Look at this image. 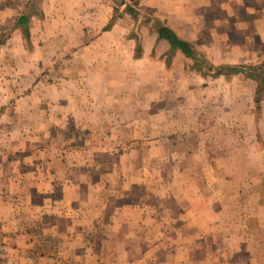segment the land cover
Instances as JSON below:
<instances>
[{"label": "rangeland", "instance_id": "1", "mask_svg": "<svg viewBox=\"0 0 264 264\" xmlns=\"http://www.w3.org/2000/svg\"><path fill=\"white\" fill-rule=\"evenodd\" d=\"M87 1L94 4L90 3V7L79 12L81 32L85 31L82 41L97 38L94 54L101 62L105 60V55L110 56L105 46L111 44L114 72L110 97L120 102L118 113L120 115L124 111L127 114L125 122H121L122 116L116 117L112 112L105 113L103 117V111L98 109L107 102L103 89L91 90L81 86L79 78L82 75L73 71L74 60H79L78 57L74 58L78 48L75 49L73 44L77 42L57 39L56 8H52L53 4L49 5V9L46 7L51 17L42 25L44 0H38L36 8L42 16L35 15L30 19L29 39L26 40L21 29L16 27L15 19L25 10L28 0L26 3H23L24 0H0V162L5 160L4 156L8 159V148H13L17 163L16 170H11V173L7 166L2 164L0 167V254H9L17 264H63L64 261L70 264L75 257L86 253L84 249L63 248L65 243H61L60 249L47 247L48 242L52 241L51 228L56 221L53 213L42 212V196L38 193L44 188L32 185L38 174H44L39 169L41 162L50 161L52 156L57 157L63 148L72 145L83 148L92 144V147H99L104 146L101 141L107 143L109 140L117 144L120 152L108 153L110 161L114 159L115 163H125L120 170L144 167V170L136 168L132 179L139 178L140 184H145L141 193L150 200L153 192H171L182 198L196 195L215 197L217 189L225 186L218 178L227 179L236 174L246 177L252 170H264V153L259 148L236 150L221 147L222 135L232 133L230 123L224 125L226 129L221 127V133L210 132L208 137L203 138L200 135L186 136L187 132L182 129H177L171 137L157 135L159 127L164 128L168 124V121L161 120L159 123L156 120V114H160L158 111H162V108L166 110V116L175 118L179 128L190 116L206 115L213 120L222 113L232 117L233 113H246L249 105L258 114L260 107L257 110L254 102L255 81L244 74L221 75L218 76L219 84L210 85L207 92L204 87L218 77H202L190 68L191 61L180 52L171 53L167 44L155 43L153 39L148 41V37L154 33L152 23L155 18L169 26L167 15L149 5L152 0H140V12L144 15L142 21H136L120 11L123 7L114 13V4L110 0ZM203 16L204 20H200L208 22L207 11ZM112 17L116 18L114 23L105 29ZM206 25H203V32L193 33L199 37L190 42L210 62L221 64L212 56L214 42L208 40ZM103 33L109 37L99 41ZM178 35L184 38L186 33ZM105 39H108L106 43ZM137 42L141 46L139 57L134 56ZM65 44L70 45L65 47ZM144 47L148 49L144 50ZM159 90L166 98V103L162 104L164 106H159ZM262 96L264 91L260 94ZM114 111H118L116 106ZM105 118L106 122L100 121ZM95 124L101 136L109 135L107 139L99 140V135H90ZM241 130L242 134L247 132L245 135L248 136V128L243 124ZM227 137L232 142V136ZM116 154L119 157L115 159ZM118 176L120 172L113 171L110 186L113 198L121 193L120 189H113L120 182ZM14 177L15 182L10 183L8 178ZM248 190L244 186L242 193L245 197L249 194ZM135 194L137 191L133 190L129 197L135 198ZM53 196L56 199L58 194L53 193ZM212 201L213 206L218 207V202ZM183 203H186V199ZM30 204L37 206L29 208ZM14 213L15 223L11 221L8 224ZM7 227L12 230L9 235L2 231ZM24 230H31L30 235L35 242L32 244L35 245L27 249L17 248L18 238L14 234L19 235ZM43 243L44 247L41 245ZM4 245L5 248H2ZM244 246L246 244L243 242ZM46 253L55 257L56 261L43 263L39 257Z\"/></svg>", "mask_w": 264, "mask_h": 264}, {"label": "crops", "instance_id": "2", "mask_svg": "<svg viewBox=\"0 0 264 264\" xmlns=\"http://www.w3.org/2000/svg\"><path fill=\"white\" fill-rule=\"evenodd\" d=\"M26 2L24 0L23 3ZM90 3L94 4L87 0H44V20L41 24L44 25L51 17L46 7L49 9V5L53 4L52 8H56L57 39L77 42L73 44L75 49L78 48L74 52V58L78 57L79 60H74L73 71L82 75L79 78L81 86L91 90L103 89L107 102L104 104L105 108L98 107L103 111V117L105 113L112 112L116 117L122 116L121 122H125L127 114L124 111L120 115L118 113L120 102L113 101L110 97L114 72L111 44L105 46L109 49L110 56L105 55V60L101 62L97 61L94 54L97 38L82 41L85 31L81 32L79 12L90 7ZM149 5L166 14L169 26L177 34L186 33L183 37L189 41H196L199 36L196 37L193 33L203 32V25L207 24L205 32L208 33V40L214 42L212 56L220 63L255 65L264 61V7L248 6L243 0H152ZM206 11L209 17L205 23L200 19L204 20ZM90 25L93 26L92 23ZM103 37L107 38L109 35L103 33L99 36V41ZM152 39L155 43L167 44L166 41H158L155 32L148 37V41ZM68 45L70 44H65V47ZM147 49L144 47V50ZM120 58L122 59V55ZM219 82L218 77L207 83L209 85L204 89L208 92L210 85ZM160 93L159 90V106H164L162 104L166 103V98ZM114 106L118 111H114ZM259 106L258 114L249 105L246 113H233L232 117L222 113L213 120L206 115L190 116L180 128L175 118L166 116V110L162 108V111H158L160 114H156V120L159 123L165 120L168 124L164 128L159 127L157 135L171 137L177 129H182L187 132L186 136L200 135L203 138L208 137L210 132L221 133V127L226 129L224 125L228 126L230 123L233 126L232 133L222 135V148H259L264 153V98L260 100ZM100 121L106 122V118ZM242 124L248 128V136L245 135L247 132L242 134ZM120 127L123 129V125ZM97 130L99 129L95 124L90 135H99V140L109 137L101 136ZM8 133L11 134V131ZM227 136H232V142ZM109 141H101L104 146L99 147H92V144L75 148L72 145L63 148L60 155L52 156L50 161L41 162L39 169L44 174H38L32 185L44 188L40 190L41 193L37 192L42 196V212L53 213L56 221L51 228L52 241L48 242V248L60 249L61 243H65L63 248L84 249V256L75 257L70 264H264L262 168L250 171L246 177L236 174L227 179L218 178L225 186L217 189L215 197L196 195L182 198L171 192H153L150 200L141 193L145 184H140L139 178L132 179L134 170H144V167L134 166L120 170L125 163H115L114 159L110 161L108 153L120 151L117 144ZM12 149L8 148V159L4 156L5 160L0 162V167L7 166L10 173L17 167ZM117 157L119 156L116 154L114 158ZM36 168L38 170V166ZM113 171L120 172V182L113 189H120L121 193L115 198L111 196L110 188ZM15 179L16 177L8 178V181L14 183ZM244 186L249 189L247 197L242 193ZM133 190L137 194L135 198H130ZM53 193L58 194L56 199ZM185 199L186 203H183ZM212 200L218 202V207L213 206ZM33 206L36 208L37 204H30L29 208ZM11 221L15 223V213L11 215L8 224ZM2 231L7 235L12 233L11 227L2 228ZM30 234L31 230L14 234L18 238L16 247L27 249L34 246L35 242ZM243 242L246 244L244 247ZM41 245L44 247V243ZM54 258L49 253L39 257L43 263H54ZM6 262L18 263L9 254H0V264ZM62 263L68 264L65 261Z\"/></svg>", "mask_w": 264, "mask_h": 264}, {"label": "trees", "instance_id": "3", "mask_svg": "<svg viewBox=\"0 0 264 264\" xmlns=\"http://www.w3.org/2000/svg\"><path fill=\"white\" fill-rule=\"evenodd\" d=\"M41 1V0H40ZM43 1V0H42ZM113 2V11L117 13L121 7L123 13L132 16L136 21H142L143 16L140 12V0H110ZM244 4L252 7H264V0H243ZM38 0H28L25 10L19 14L15 19V25L21 29L22 36L28 40L29 30L28 23L35 15L42 16L40 11L37 12ZM36 9V11H35ZM36 12V14H35ZM115 16V15H114ZM116 18L112 17L105 29H108L114 23ZM154 32L156 33V39L166 41L169 46V52L178 51L185 58L191 61L190 68L195 70L202 77L215 78L218 76H230L237 74H244L247 78L252 79L256 83V90L254 96V102L256 103V109L259 110L260 100L264 96L260 97L261 92L264 91V61L255 65H242V64H214L210 62L204 53L196 50L193 44L182 37H180L174 29L170 26L162 24L157 18L153 20ZM141 54L140 42L136 43L135 57H139Z\"/></svg>", "mask_w": 264, "mask_h": 264}]
</instances>
